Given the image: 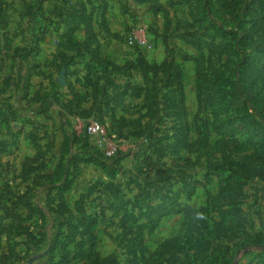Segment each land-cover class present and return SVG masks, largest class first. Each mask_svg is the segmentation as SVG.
<instances>
[{"label": "trees", "instance_id": "1", "mask_svg": "<svg viewBox=\"0 0 264 264\" xmlns=\"http://www.w3.org/2000/svg\"><path fill=\"white\" fill-rule=\"evenodd\" d=\"M44 1L38 0L30 11L31 14L28 15L32 20L41 17L45 25L36 36L35 45L24 49L26 55L23 60L31 59L28 64L31 73L45 74L40 70L36 57L40 52V44L49 34V30L54 32V35L58 37L57 52L54 56L58 63L56 68L58 72L64 68L66 70L67 95L70 97L65 99L61 93L62 85L57 80H51V91L29 98V86L26 85L29 77L22 76L21 67L18 69L17 77L19 82L25 83L22 87L24 98L28 99V102L43 103L52 97L56 104L61 105L62 110L59 114L63 119H67L68 114L82 120L95 115L100 123L107 125L106 119L109 118L114 125L112 130H115L121 138L128 137L125 132H132L131 134L143 138L145 142L134 153L119 151L107 157L90 142L85 123L80 132L76 128L66 131L72 132L71 137L63 143L53 172L41 174V171L38 174L37 166L42 167V162L45 161L44 149L50 148L54 141L47 137L46 144H42L41 140L44 137L37 132L38 125L35 121L29 118L19 119L18 115L11 110L9 100L0 99V115L3 121L8 123L13 119L20 120L22 123V128L13 135V139H17L18 134L25 131L27 138L31 140L38 152L23 163L19 178L24 182L31 180L44 189L47 208L59 217L55 224V227L59 229L57 238L55 240L49 238L52 241L51 248L41 259L46 258L44 264H102L101 261L105 260H101L96 250L98 239L94 231V227L99 223L118 230L116 239L123 244L124 249L133 256V259L143 258L147 253L144 242L146 233L154 231L161 220L167 216L195 210L190 205L179 201V190H174L177 183L182 185L184 183L183 186L189 187L186 191L187 196L191 197L194 194L191 183L185 180L188 173L184 169L177 170L176 165L173 164V157L191 146L189 141L191 128L184 121L188 112L182 68L176 64L173 57L165 60L158 65L159 67L152 66L151 69L155 73L162 65H167L173 70L167 79L168 85L165 86L169 90L163 92L162 87H157L155 81L152 82L150 78H147V81H144L145 87L137 85L134 90L148 91L146 97L148 103L142 107L136 118H118L116 110L128 93L125 89L120 92L113 80L117 73L124 71L125 68L103 58L101 41L95 30L96 26H99L102 30L109 31L106 0H62V4L57 6L53 19L45 16ZM139 1L158 2V0ZM176 1L178 0L169 2ZM183 1L193 14V0ZM229 1L233 3L236 0ZM97 2L101 4L99 7L96 5ZM215 2L217 0L214 1L216 5ZM3 4L0 2V18L6 14ZM244 7L247 12L241 14L238 30L224 31L223 26H220L215 29L210 41L206 39L204 33L198 35L185 30L182 35L185 41L202 53L201 59L196 60L198 64H203V49L206 47H213V50L222 51L228 56L226 61H220L214 68L217 75L211 79L212 101L209 109L213 122L209 130L216 133L219 139H226V143L232 144L235 153L231 159L227 160V171L220 170L222 163L216 162L209 165L206 179L208 181L211 174L219 177L220 187L217 198L229 205L238 199L242 192L245 193L247 178L259 176L264 179V60L262 57L264 46L257 37V34H264V0L246 1ZM252 8L257 13L256 16L251 12ZM50 25H54V28L50 29ZM81 28L84 29L85 39L77 42L74 35ZM229 58L236 63L231 64ZM79 63L86 70L83 80L79 77L80 70L77 69ZM104 67L105 72L100 69ZM156 76L155 74L153 77L156 78ZM7 81L11 85L14 79ZM79 83L84 91L78 90ZM200 88H202V82ZM87 102H91V106L84 108L82 105ZM198 103L200 108L205 105L202 91H199ZM5 106H7L6 109ZM47 111L44 109L41 113H47ZM26 123L32 126L30 131L25 129ZM201 132L202 130H199V133ZM74 146H80V148L76 151ZM243 148L253 149V153L246 155H242V151L237 153ZM0 152L12 154L14 150L0 141ZM130 156L135 163L132 171L126 170L123 166L124 160ZM167 159L172 162L169 163ZM84 164L99 166L105 170L111 181L115 180V183H93L88 190L80 194L72 210L65 198L74 186L81 166ZM179 173L184 176L182 180L176 178ZM120 175H126L125 179L118 180ZM58 176L59 179L56 180ZM44 179L46 182L43 181ZM6 190L5 193L0 194V199L7 194L11 205H0V214L5 210L4 215H0V243L4 236L11 239L8 234L10 225H12L10 230L14 233L12 236L14 241L18 236L23 235V232L27 233L32 240L35 237H41L43 235L41 230L37 232L33 230L40 225H32V211L40 213L39 224L43 225L46 211L27 198L32 188H28L25 193L19 195L14 194L9 188ZM93 194L96 195L93 200L102 199L105 206L99 208L100 204H97L94 207L96 210L91 213L87 210L85 202ZM23 200L25 202L21 203ZM223 208L220 207L221 212L234 222V227L246 226L247 219L230 215V211H224L226 209ZM200 209L206 210L204 207ZM8 219H11V223ZM41 243V240H37L35 246L42 245ZM249 243L251 246L262 245L264 239H253ZM30 248L28 247L27 250ZM259 248L263 259L264 246ZM15 252L9 247L7 252H0V260L8 258Z\"/></svg>", "mask_w": 264, "mask_h": 264}, {"label": "rangeland", "instance_id": "2", "mask_svg": "<svg viewBox=\"0 0 264 264\" xmlns=\"http://www.w3.org/2000/svg\"><path fill=\"white\" fill-rule=\"evenodd\" d=\"M37 1L0 0L4 3L3 8L6 11V14L0 18V97L5 92L10 91V82L7 80L14 79V83L18 82V69L21 67L23 69L25 63L31 62L30 58L23 60L26 55L24 49L35 45L36 36L39 35L40 29L45 25V21L41 17L32 20L28 16ZM214 1L193 0V14H191L189 6L183 0L174 3H170L168 0H158V2H140L139 0L105 1L109 31L102 30L99 26H96V29L101 30L99 32L101 47L105 46V51L115 49L113 55L116 56L117 54L118 65L125 68L124 71L117 73L113 81L120 92L125 89L128 93L123 97L116 110L118 118H136L142 107L148 103L146 100L148 91L146 92L145 89L143 91L134 90L137 85L145 87L144 81H147V78H150L152 82L155 81L157 87H162L163 92L169 90L165 86L168 85L166 82L173 70L167 65H162L155 73L151 69L152 66H158L173 57L176 64L182 68L185 102L188 112L184 121L191 128L189 135L191 146L188 149L181 150L178 156H174L173 164L176 165L177 170L184 169L188 173L185 180L191 183L194 194L191 197L187 196L186 191L189 187L183 186L184 183L183 185L177 183L174 190H179V201L190 205L195 210L163 218L154 231L145 234L144 242L147 253L145 257L138 259H133V256L129 255L124 249L123 244L116 239L118 230L114 227H107L104 223H99L94 227V231L98 239L96 250L101 260H105L101 261L102 264H264V258L262 259V254L259 253V247L264 246V244L251 246L249 243L253 239H264V213L254 219L245 214L247 202L245 200L246 193L244 192L230 205L223 203L222 199L217 198L220 187L219 177L211 174L209 180L206 179L209 165L216 162L222 163L220 170L227 171V160L231 159L235 153L232 144L226 143V139H219L216 133L209 130V126L213 122L209 109L212 101L211 79L217 75L214 68L218 66L220 61H226L228 56L223 54L222 51L213 50V47H206L203 49V64H198L196 60L201 59L202 53L185 41L182 35L185 30H190V32L198 35L204 33L206 39L210 41L215 29L220 26H223L224 31L236 30L240 24L241 14L247 12L244 7L245 3L250 0H236L233 3H230L229 0H217L218 4L215 2L216 5ZM44 2L45 16L53 19L57 6L62 4V0H45ZM96 5L99 7L101 4L97 2ZM251 12L254 16L257 15L253 8ZM49 28L53 29L54 25H50ZM131 36L145 40L147 46H138V42L134 46H129L127 41ZM257 37L258 41L261 40L264 46V34H257ZM45 38L48 45H56L58 37L54 35V32L49 30V34ZM262 57L264 60V53ZM231 62V64L236 63L233 59ZM48 66H50V62ZM100 69L104 72L106 70L105 67ZM155 74L157 75L156 78L153 77ZM201 82L202 88L199 89ZM199 91H202L203 94L205 104L202 106L203 108H200L198 103ZM138 94L141 95L138 96ZM91 122L100 123L97 116L94 115L87 120L75 119L74 127L80 132L85 123L86 127ZM106 122L107 125L100 123L104 129L103 133L90 135L87 132V134L92 145L98 147L107 157H111L107 155L109 151H114V154L119 151L134 153L145 142L143 138L131 134L132 132H125L128 137L121 138L115 130H112L114 125L111 120L107 118ZM38 130L39 134L44 131L43 127H38ZM199 130L204 133H199ZM27 131H30V129ZM71 133L50 130L48 138L53 140L54 143L50 148L44 149L45 161L42 162V167L37 166L39 168L38 174L41 171V174L53 172L45 173L46 170H52L54 164L56 166L62 145L68 141ZM43 137L46 140L47 134ZM12 142L13 149L16 151L19 148L18 143L20 140L17 137ZM74 147L76 151L80 148V146ZM241 151L242 149L237 153ZM8 161L6 166L0 168V175L2 172H6L12 175L13 181L5 183L1 180L0 194L5 193L6 189L9 188L14 194L19 195V188L21 187V192H23L24 186L22 184L26 183V189L32 188L31 194L27 198L42 206L46 213H44L43 225L39 224L40 213L32 211V225H40L33 230L34 232L41 230L43 233L41 237H35L34 240L23 232V235L15 237L16 240L14 241V239L12 240L14 233L10 230L12 225H10V228L8 227V234L11 239L6 236L2 237L0 252L8 251L9 247L16 252L10 254L8 258L0 260V264H29V260L34 255L42 253L47 248L49 238L53 240L57 238L59 229L55 227V224L59 217L47 208L44 189L31 180L21 181L19 176L22 168L17 166L19 165L17 157ZM167 161L172 162L170 159H167ZM1 164L0 160V167ZM123 166L126 170L132 171L133 166H135L133 157L130 156L127 160H124ZM125 176L120 175L118 180H124ZM183 177L180 173L176 176L177 179L181 180ZM58 179L59 176L56 180ZM96 182L115 183V180L111 181L105 170L97 165H82L74 186L65 198L68 206L74 210L75 202L80 194ZM7 196V194H4V197L0 199V205H11ZM94 197H96L95 194L85 202L87 210L91 213L96 210L94 207L97 204H100L99 208L105 206L102 199L93 200ZM24 202L25 200L21 203ZM201 207L206 208V210L202 211ZM220 207L226 209L224 211H230V215L247 219L246 226L234 227V222H231L221 212ZM4 213L5 210L0 215H4ZM37 240H41L43 244L35 246ZM28 247L31 248L27 250ZM44 259L46 258L36 260L33 264H44Z\"/></svg>", "mask_w": 264, "mask_h": 264}, {"label": "crops", "instance_id": "3", "mask_svg": "<svg viewBox=\"0 0 264 264\" xmlns=\"http://www.w3.org/2000/svg\"><path fill=\"white\" fill-rule=\"evenodd\" d=\"M170 1V0H168ZM96 33L98 34V37L101 38V35L99 32L101 30L95 29ZM85 32L84 29H79L75 35L74 39L77 42H82L84 40ZM46 39V38H45ZM101 40V39H100ZM103 58H106L110 60L113 63L118 64L117 62L118 56L113 55V52H115V49H109L108 51H105V46H102L101 48ZM57 52V47L55 44L53 46L48 45L47 39L41 42L40 44V52L39 55L36 57V61L40 64V70L45 72L43 75H39L36 73H31L28 69V64L25 63V66L22 69V76L23 77H29V81H27L26 85L29 86L28 92H29V98H34L37 94L43 95L45 91H51L52 85L51 80H57V82L62 85L63 89H61V93L65 96V99L69 98L70 95H67V77H66V70L65 68L61 70V72L57 71L56 64L57 61L55 60L54 56ZM50 62V66H48ZM53 62V64H52ZM56 62V63H55ZM82 64L77 65V69L80 70L79 77L83 80L84 75L86 74V70L83 68ZM31 73V74H30ZM29 74V75H28ZM74 78H72L73 80ZM25 85L24 82H15L12 81V84L9 86V92H5V94L2 95L1 98L8 99L9 105L11 106V110L14 111L19 119L21 120H27L32 119L35 121V123L38 125V127H43L44 131L42 134H40L42 137L47 134V137L50 130H61L63 132L72 130L74 127L75 119H80L79 117L69 115L67 116V119H63L59 111H61V105L56 104L54 100L47 99L45 102L40 101H31L28 102L23 95V86ZM77 88L79 91H84L83 87H80V83L77 84ZM84 108H89L91 106V102L84 103L82 105ZM7 106H5V109ZM44 109L48 110L47 113H41ZM7 113H9L7 111ZM25 129L29 130L32 128L30 124H25ZM22 128V123L20 120H9L8 123H5L0 115V141H3L7 144V147L13 149V135L20 131ZM39 131V130H38ZM18 138L20 142L18 143L19 148H17L16 151H14L13 154H5L0 152V160H1V167L3 168L6 166V162H9L8 160L14 159V157H17V161H19V166L22 168L23 163L26 161L29 157H34L37 154V149L34 147L33 143L29 138L26 136V132H22L18 134ZM43 138L42 144H46V140ZM63 142V140H62ZM61 142V144H62ZM60 150V147H59ZM58 150V151H59ZM54 153V150H53ZM253 153V149L250 148H243L241 154H251ZM19 156V157H18ZM59 156V155H58ZM88 165V164H84ZM83 165V166H84ZM55 167V164H54ZM54 167L52 170H46L45 173L52 172L54 170ZM0 181L3 180L5 183H10L13 181L12 175L2 172L0 175ZM20 180V179H19ZM22 181V180H21ZM20 181V182H21ZM4 183V184H5ZM24 186V191H22L21 187L19 188V194H23L27 191L26 189V183L22 184ZM244 191L246 193V212L245 214L254 218L260 217L262 213H264V179L259 176H253L246 179V185L244 188ZM18 193V192H17ZM68 194V193H67ZM67 197V196H66ZM261 213V214H260ZM8 249V247H7ZM5 250L4 252H6Z\"/></svg>", "mask_w": 264, "mask_h": 264}, {"label": "built area", "instance_id": "4", "mask_svg": "<svg viewBox=\"0 0 264 264\" xmlns=\"http://www.w3.org/2000/svg\"><path fill=\"white\" fill-rule=\"evenodd\" d=\"M137 42L139 43L138 46H147V42L145 40H140L136 36L129 37L127 44L129 46H134ZM85 128L90 135L101 134L104 131L103 127L98 122L88 123ZM114 153V151H109L107 155L112 156Z\"/></svg>", "mask_w": 264, "mask_h": 264}, {"label": "water", "instance_id": "5", "mask_svg": "<svg viewBox=\"0 0 264 264\" xmlns=\"http://www.w3.org/2000/svg\"><path fill=\"white\" fill-rule=\"evenodd\" d=\"M51 245H52V241H51V239H50V240H49V247H48L45 251H43L42 253H40V254H38V255H34V256L29 260V264H33L34 261H36V260L42 258L43 256H45V255L49 252V250H50V248H51Z\"/></svg>", "mask_w": 264, "mask_h": 264}]
</instances>
